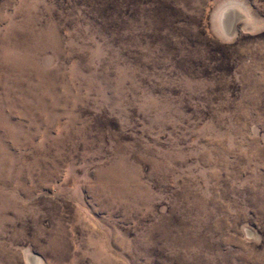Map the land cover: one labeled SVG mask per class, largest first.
Masks as SVG:
<instances>
[{
	"label": "rangeland",
	"instance_id": "1",
	"mask_svg": "<svg viewBox=\"0 0 264 264\" xmlns=\"http://www.w3.org/2000/svg\"><path fill=\"white\" fill-rule=\"evenodd\" d=\"M0 264H264V0H0Z\"/></svg>",
	"mask_w": 264,
	"mask_h": 264
}]
</instances>
